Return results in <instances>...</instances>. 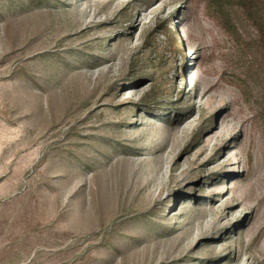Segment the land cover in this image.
<instances>
[{"label": "rangeland", "instance_id": "obj_1", "mask_svg": "<svg viewBox=\"0 0 264 264\" xmlns=\"http://www.w3.org/2000/svg\"><path fill=\"white\" fill-rule=\"evenodd\" d=\"M0 264H264V0H0Z\"/></svg>", "mask_w": 264, "mask_h": 264}, {"label": "trees", "instance_id": "obj_2", "mask_svg": "<svg viewBox=\"0 0 264 264\" xmlns=\"http://www.w3.org/2000/svg\"><path fill=\"white\" fill-rule=\"evenodd\" d=\"M175 40H176V38H175ZM176 42V41H175ZM178 44V43H177ZM177 44H176V46H177ZM178 46H179V44H178ZM176 47V51L178 52L179 51V47Z\"/></svg>", "mask_w": 264, "mask_h": 264}]
</instances>
